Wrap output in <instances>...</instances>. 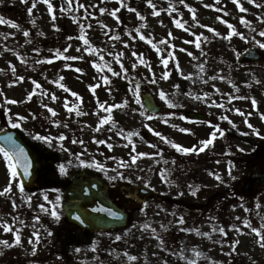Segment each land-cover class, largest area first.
<instances>
[{"label":"rangeland","instance_id":"obj_1","mask_svg":"<svg viewBox=\"0 0 264 264\" xmlns=\"http://www.w3.org/2000/svg\"><path fill=\"white\" fill-rule=\"evenodd\" d=\"M49 2L53 5L51 12L43 0H39L31 14L27 9L31 7L32 0H28V3L23 0L0 2L3 7L0 17L19 25L14 28L5 23L0 31L4 35L1 39L5 41L1 43L5 47L0 52V105H3L0 107V129L10 125L9 116L14 120H18V115L25 116L27 119L20 122L18 129L28 135L31 142L50 148L57 157L52 166L42 171L44 185L38 184L33 191L24 188L20 192L17 180L10 177L0 154V191L9 183L13 186L11 192L0 195V241L11 243L15 239L16 229L20 230L21 236L20 245L11 248L0 245V253H3L0 264H172V260L174 264H190L192 260H196L197 264H264V249L257 244V237L251 233V229L243 224L244 219L257 228L264 224V183L256 193L240 191L249 173V162L259 160L255 149L264 140V119H261V114H264V86L250 84L257 82L253 77L255 72L236 61L238 53L246 47H259L257 41L264 42V37L259 35L260 31H264V22L261 21V17H264V0H255V3L239 0V5L247 9L243 12L234 0H219V3L217 0H184L183 4L179 0H152L155 9L146 0H123L124 6H119L120 0H73L71 10L65 0ZM8 3L14 5L13 10L4 11ZM80 4H84L85 8H80ZM256 4L262 6L257 7ZM100 8L107 11L101 13ZM129 8H135L145 19L141 21ZM116 9H119L116 13L119 19L110 14ZM190 9L194 10L199 24L193 21ZM154 10L159 13L158 16L152 15ZM53 15L55 20L52 19ZM242 18L250 21V25L242 23ZM175 20H180L184 28H178ZM228 24L245 38L233 34L231 39H224L231 31ZM80 25H83L84 33H81ZM209 27L221 35L215 36L208 30ZM25 30L29 32V37H34L33 43L41 46L38 54L31 52L33 48L24 46L27 40L23 36ZM82 34H86L90 41L87 51L83 41L78 39ZM201 34V47L197 48L196 36ZM140 35L146 38L141 40ZM115 36L120 39H112ZM203 37H207V40ZM149 39L152 44L148 43ZM162 40L167 43L162 44ZM46 41H49L47 45ZM156 48L160 51L157 52ZM261 49L264 51V48ZM57 50L61 53L59 57ZM120 53L123 55L117 62L115 57ZM18 55L27 60L21 61ZM65 56H82L83 59L65 60ZM162 57L168 59L167 66L162 63ZM37 60L43 62L36 63ZM121 63L127 68V73L112 76L108 66L113 71H121ZM133 64L136 66L133 67ZM12 66L16 68L15 75ZM76 68L82 71L77 72ZM165 71L169 76L161 79ZM153 74L156 84L149 82ZM17 76L25 79L13 83ZM60 76L64 77L61 83L70 91L65 92L53 83ZM105 76L111 83H104L102 78ZM212 76L217 79H210ZM32 80L41 85L40 89H35ZM136 84L140 85V99L145 91L154 96L160 106L159 113L149 114L142 105L135 103L132 89ZM92 85H99L95 94L91 91ZM31 91H35V95L29 101L27 95ZM73 91L78 93L82 102L71 95ZM160 91L178 106L169 107L160 98ZM42 92L47 95H41ZM204 93L208 96L205 97ZM52 94H55L56 100L50 98ZM195 96L201 99L197 100ZM257 97L259 101H256ZM9 99H15L18 103L8 104ZM125 99L128 106L113 108L111 113L116 126L109 122L101 127L99 120L109 113L97 101L107 107L122 105ZM253 99L257 102L255 106ZM43 104L54 109L57 115L52 117L47 108L42 107ZM219 104H223V107L216 106ZM236 109L244 115H240ZM77 110L86 114L77 115ZM186 110L204 113L207 115L206 121L182 119V112ZM141 112L144 114L141 115ZM149 116L153 118L149 120ZM221 116H227L228 120L220 119ZM245 119L260 132L259 136L248 127ZM53 121H58L59 126ZM208 121L211 124L206 123ZM212 124L219 125L225 135L221 137L217 134L213 145L199 155L176 152L154 134L159 131L163 137L190 147L209 138L213 131ZM97 127H101V131L96 132ZM181 128L191 131L182 132ZM120 130H123V135H116ZM129 132L139 135L129 140L126 139ZM30 133L51 136L52 146L34 140ZM61 134L66 137L64 141L58 139ZM97 140L107 143L98 144ZM109 143L113 145L111 149L107 146ZM153 144L157 148H152ZM133 147L135 151H132ZM158 150L160 155L139 156L136 163L131 164L132 155L156 153ZM77 157L84 160L85 165H81ZM173 160L176 163H172ZM93 161L103 165L104 171L97 169ZM61 165L66 169L64 173L60 171ZM74 169H89L102 176L110 185V196L128 210L129 220L125 226L85 233L66 223L61 209V183L68 171ZM229 169L235 180L229 176ZM165 170L167 172L162 178L161 173ZM118 172L123 173L126 179L109 180ZM210 173L218 174L222 182ZM165 179L169 182H165ZM139 185L150 187L166 198L159 201L154 197H145L139 201L135 195H123L124 191L133 192L134 187ZM189 185L199 187L196 196L190 194ZM180 192L184 195H179ZM41 205L48 211L42 210ZM53 206L60 213L59 222L50 215ZM180 216L184 217V224L177 223ZM35 217H39V220ZM19 221H23V225ZM5 223L13 230L5 232ZM233 225L240 230L234 229ZM214 227H224L227 235L213 231ZM185 228L194 231H183ZM45 229L50 230L52 236H48ZM195 229L201 234H197ZM34 231L41 236L40 243L36 245L29 243L30 238L35 239L32 235ZM116 235L122 239L117 241ZM157 236L163 239V246ZM237 240L240 241L238 245L235 243ZM33 247L36 248L35 255L32 254ZM77 248L79 252L75 251ZM125 252L136 256L137 260H128ZM197 252L201 255L197 256Z\"/></svg>","mask_w":264,"mask_h":264},{"label":"snow or ice","instance_id":"obj_2","mask_svg":"<svg viewBox=\"0 0 264 264\" xmlns=\"http://www.w3.org/2000/svg\"><path fill=\"white\" fill-rule=\"evenodd\" d=\"M0 2H2V0H0ZM23 2L24 3H28V0H23ZM38 2H39V0H32L31 7H29L27 9V12L29 14H31L33 12V9L36 8ZM146 2H147V4L149 6H151L153 9H155V5L153 4L152 0H146ZM179 2L181 4H183L184 3V0H179ZM249 2L250 3H255V0H249ZM43 3H45L47 5V10L49 12H51L53 10V5H52V3L49 2V0H43ZM72 3H73V0H67V4H68V9L69 10H71ZM120 3H121V6H124L123 5V0H120ZM217 3H219V0H217ZM234 3H237V5L240 7V10L242 12L243 11H247V9H245L242 6L239 5V0H234ZM256 6L257 7H261L262 5L256 4ZM79 7L80 8H85V5L84 4H80ZM169 7L171 9V5ZM205 7H212V5H205ZM61 10L62 11L64 10L63 9V6H61ZM85 11H87V9H85ZM105 11H107V9L100 8V12L101 13H103ZM117 11H119V9H116V10L112 11L110 14L113 17H116ZM129 11L135 12L136 15L139 17V19L141 21H143L145 19V17L142 16V15H140V13L137 12V10L135 8H129ZM190 11H192V19H193V21L196 24H199V21L196 18V14H195L194 10H191L190 9ZM152 15L158 16L159 13L154 10L152 12ZM116 18L119 19V17H116ZM52 19L55 20L56 17L53 15ZM261 21L264 22V17H261ZM241 22L242 23H245V24H249V25L251 23L250 21H246L243 18H242ZM5 23L11 24V26L14 27V28H18L19 27V25L15 24L14 22L5 20L3 17H0V24H5ZM32 23H35V21H32ZM224 23L227 24V21H224ZM175 24H176V26L178 28H184V24H182L180 20H175ZM144 26L145 25H141V27H144ZM53 27L55 28L56 26L53 25ZM88 27L90 28L91 25H88ZM104 27L107 28V25H104ZM201 27H208V26L201 25ZM228 28L231 29V31L228 33L227 36L224 37V39H231V37H232L233 34L241 36L242 39L245 38L242 33L235 32V29H234V27L231 24H228ZM56 30L59 31V28H56ZM80 30H81V33H84V27H83V25H80ZM184 30L185 31H188L187 28H185ZM208 30L210 32H213L215 36H220L221 35L214 28H210L209 27ZM137 31H139V29H137ZM23 35L25 37H28L29 36V32L25 30L23 32ZM41 35H42V33H41ZM129 35H131V33H129ZM169 35L171 36V33H169ZM259 35L261 37H264V31H260ZM139 38L141 40H144L146 37L144 35H140ZM201 38H202V34L199 35V36H196L195 46L197 48H200L201 47V45L199 43V41L201 40ZM68 39L71 40L72 37H68ZM78 39L81 40V41H83V44L85 46V51L89 50L88 49V46L90 44V41H89L88 38H86V34L80 35L78 37ZM112 39L119 40L120 37L119 36H115V37H112ZM203 39L207 40V37H203ZM26 42H29L30 43V41H26ZM189 42H191V41H189ZM148 43L152 44V40L149 39L148 40ZM161 43L162 44H166L167 41L166 40H162ZM257 43L259 44V47L260 48H264V42L257 41ZM68 47L70 48L71 45L69 44ZM153 47H156V45L153 44ZM181 50L184 51L183 49H181ZM34 51H37L38 52L39 49L38 48L37 49H34ZM65 51H66V49H65ZM77 51H79V49H77ZM156 51L159 52L160 49L159 48H156ZM60 55H61V53L59 52V50H57V56L59 57ZM122 55H123V53H120L119 55H117L115 57L116 60H117V62H119L120 56H122ZM133 55L135 56L136 53H133ZM188 55H192V54L191 53H188ZM64 59L65 60H76V59H83V57L82 56L81 57H77V56H65ZM42 62L43 61H40V60H37L36 61V63H42ZM48 62L51 63V60H49ZM168 62H169L168 59H164L162 57V63L165 66L168 65ZM141 63H144V61L141 60ZM94 66L97 67V68L100 67L99 65H94ZM135 66L136 65L133 64V67H135ZM120 68H121V71H113V69L110 66H108V71L112 73V76H117V77L118 76H121L122 73L123 74H126L127 73L128 70H127V68L124 67V65L122 63L120 64ZM11 70H12L13 75H15L16 74V68H15V66H12V69ZM149 70H150V66H149ZM200 70H201V72L204 71L202 65L200 66ZM75 71L81 72L82 69L76 68ZM168 76H169V73L167 71H165V72L162 73V75H161L160 78L161 79H167ZM125 78H127L126 75H125ZM185 78H190V77H185ZM24 79L25 78L23 76H17L16 77V80L13 83L21 82ZM63 79H64V77L63 76H60L57 80L53 81V83H56L60 88L64 89L65 92H68V91H70V89H68L63 83H61V81ZM102 79L104 80V83L105 84L111 83V81L106 76L103 77ZM201 79H203V78H201ZM210 79L216 80L217 77L216 76H212V77H210ZM220 79H223V77H220ZM149 82L151 84H156L157 83V80L155 79V74H153V78ZM257 82L259 83V81H257ZM204 83H207V81H204ZM32 84L35 86V89H40V87H41V85L37 81H35V80H32ZM96 87H99V85H92V86H90L91 91H92L93 94H95ZM176 87H178V85ZM139 89H140V85L139 84H136L135 87L132 89V91H133V97H134L135 103L137 105H141V99H140ZM109 91H111V89H109ZM217 91H219V89H217ZM34 95H35V91L29 92L28 95H27V100L30 101ZM41 95H47V93L42 92ZM71 95L74 96V97H77V99L78 100H81V102H82V98L79 97L78 93H76V92L73 91V92H71ZM159 95H160V98L162 100H165L166 101V103L168 104L169 107H177L178 106L175 103H173L172 101L168 100L167 97H166V95H165V93L163 91H160ZM188 95H192V94L191 93H188ZM204 96L207 97L208 94L207 93H204ZM50 98L52 100H56L57 99V97L55 96V94H52ZM194 98L197 99V100H200L201 99L200 96H195ZM7 103L8 104H16V103H18V101L15 100V99H9V100H7ZM97 103L99 104V106L106 113H109V115H106V116L102 117L99 120V125L101 127L103 125H105V124H108L109 122H112V126L115 127L116 124H115V121L113 120V117L111 115V113L113 111V108L127 107L128 106V101L126 99L124 100V102H123L122 105H109V106L105 107V105L103 103H100L99 101H97ZM256 103L257 102L255 101V99H253L252 100V104L255 106ZM179 106H182V105H179ZM216 106L222 108L223 107V104H219V105H216ZM0 107H3V105H0ZM42 107L47 108L48 112L51 113V116L52 117H55L57 115L56 111L54 109H52V108H49L47 104H43ZM65 107H68L67 104H65ZM72 110L73 109H69V111H72ZM133 111H135V109H133ZM236 111L240 115H244V113L243 112H240L239 109H236ZM76 114L77 115H85L86 113H83V112L77 110ZM143 114L144 113L141 112V115H143ZM170 115H174V114H170ZM248 115H251V113H249ZM32 118L35 119L36 118L35 115H33ZM148 118H149V120H151L153 117L152 116H149ZM181 118L183 119L184 117H181ZM26 119H27V117L18 115V120H14L12 116H9L8 117V123L13 128H20L21 127V123L20 122H22V121H24ZM220 119H222V120H228V117L227 116H221ZM261 119H264V114H261ZM53 122L56 123L57 126H59V122L58 121H53ZM165 122H167V121H165ZM206 123L211 124L210 121H208ZM229 123H231V121H229ZM245 123L248 124V127L250 129H253V133L255 135H257V136L260 135V132L258 130H256V129H254L253 128V125L250 124V123H248L247 119H245ZM211 126L213 128V131L209 134V138L204 139V140H201V141L198 142V144L192 145L190 147L182 146L179 143H176V142H174L172 140H169L166 137H163L159 131H155L154 134L157 137H160L161 140L164 143H167L172 148H174L176 150V152H179V153L185 154V155H187V154H196V155H199L200 153L204 152L207 147L213 145L214 141L217 138V134H219V136H221V137H223L225 135L224 130L222 128H220L219 125L212 124ZM233 126H235V125H233ZM64 127H67V125H64ZM101 127H97L95 129V131L96 132L101 131ZM173 127H175V125H173ZM149 130L150 131H153L150 127H149ZM0 131H2V129H0ZM109 131H111V128L109 129ZM180 131H182V132H190L191 129L181 128ZM247 134L248 133H245V135H247ZM30 135H32V138L34 140H36V141H42V142L48 144L49 147L52 146L51 145V141L53 140V138L51 136L40 135L39 133H36V134H31L30 133ZM116 135H123V130L117 131L116 132ZM134 135H139V133H131V132H129L127 134V136H126V139L131 140V137L134 136ZM0 139H3L6 142V145L5 146H0V154H2V157H3L4 161L6 162V167H7L8 171H9V173H10V177L12 179H14V180H17V186H18L20 192H23L24 191V181L22 179H17V178L21 176V171L20 170H22V175L23 176H29V175H31L30 169L33 166L32 158L29 157L28 153L25 151V149L22 146H20L19 144H17V142L12 138V136H10V135L9 136H3V137H0ZM58 139L60 141H64L66 139V137L63 134H61V135H59ZM77 142L78 143H81V144L83 143V141H74V143H77ZM96 143H98V144H106L107 142L105 140H97ZM107 146H108L109 149H111L113 147V145L110 144V143L107 144ZM151 147L152 148H157V145L153 144V145H151ZM132 151H135V148L134 147H133ZM240 151H244V149H240ZM160 154L161 153L158 150L156 153H138L137 155H132L131 156V164H135L139 156H150V155H160ZM77 159L79 160V157H77ZM79 162H80L81 165H85V161L84 160H79ZM164 163L167 164L168 161L165 160ZM172 163H176V161L173 160ZM93 165L97 169H99L101 171H104V166L103 165H101V164H99V163H97L95 161H93ZM93 165H86V166L91 167ZM128 166H130V165H128ZM60 171H61V173H64L66 171V169H65V167L63 165L60 166ZM166 172H167V170H165L163 173H161L162 178L165 177ZM210 174L213 175L216 180L222 182L221 177L218 174H216V173H210ZM228 174H229V176H231V178L233 180L236 179L235 176H232L231 169H229ZM118 178L121 179V180L126 179V177L124 176L123 173H119L118 172L116 176H110L109 177V180H116ZM165 182H169V181H167L165 179ZM12 187H13L12 184L9 183V185L6 188H4L3 191H0V195H5V194L11 192L12 191ZM188 187L190 189V194L192 196H196L197 195V192L199 191V187L198 186H195L194 187L192 185H189ZM179 195L183 196L184 193L183 192H180ZM30 199H31V197H29V200ZM45 199H47V197H45ZM57 199H59V198H57ZM13 206L14 207L16 206L15 205V202H13ZM40 207H41L42 210L48 211L47 209H44L43 205H41ZM94 211L105 212L109 216L114 217V218H120V215H121L119 212L113 211L111 208H103V207H101L99 209H94ZM50 215H51L52 218H54V220L56 222H59L61 220L60 213L56 210L55 206H53L52 210L50 211ZM173 215H175V213H173ZM16 219H18V218H16ZM35 219L36 220H39V217H35ZM74 219H75V221H78L79 224H81V225H83L85 223V220L81 218V215L80 214L76 215L74 217ZM237 219H239V217H237ZM19 222L22 225L24 223L23 221H19ZM14 223H15V219H14ZM177 223L184 224L185 223L184 217L183 216H180L179 217V220L177 221ZM243 224L246 225L247 227H249L251 229V233L255 234L256 237H257V241H256L257 244L259 245V247L261 249H264V224H261V226L259 228L253 227L251 225V222L248 219H244L243 220ZM33 227H35V225H33ZM143 227L147 228V227H149V225H143ZM161 227H163V225ZM232 227L234 229H236L237 231L240 230L239 228H237L236 225H233ZM3 230L5 232H9V231H12L13 229L7 223H5L3 225ZM45 231H47L48 236H52V232L50 230L45 229ZM183 231H189L190 232V231H194V229L185 228V229H183ZM195 231L197 232V234H201L198 229H195ZM213 231H218L222 235H227V232L225 231V228L224 227H219V228H215L214 227L213 228ZM19 232H20L19 229H16L15 230V232H14L15 239L11 243H9V241H7V240H3V241H0V245H3L5 247H9V248L14 247L16 245H20L21 244V236H20ZM153 234H155V230H153ZM32 235H33V237H35V239L33 240V239L30 238L29 243L30 244H33V245L39 244L40 241H41V236L39 235V233L34 231ZM202 235L209 236L208 233H202ZM156 238L158 240H160V244H161V246H163L164 245L163 239L160 236H157ZM115 239L117 241H119V240L122 239V237L120 235H116L115 236ZM235 243H236V245H238L240 243V241L237 240ZM234 250H235V248H233V251ZM75 251L79 252L80 249L77 248V249H75ZM32 254L33 255L36 254V248L35 247H33ZM229 254H231V253H229ZM0 255H3V253H0ZM124 255L127 256L128 260H130V261L137 260V257L136 256L128 255L127 252H125ZM196 255L199 256V255H201V253L197 252ZM190 264H197V262H196V260H192L190 262Z\"/></svg>","mask_w":264,"mask_h":264},{"label":"water","instance_id":"obj_3","mask_svg":"<svg viewBox=\"0 0 264 264\" xmlns=\"http://www.w3.org/2000/svg\"><path fill=\"white\" fill-rule=\"evenodd\" d=\"M244 56V55H243ZM246 58L258 57L256 49H249L245 53ZM144 107L150 112H156L157 107L153 103V99L149 94L142 96ZM189 116L195 119L202 118L199 114L187 113ZM12 136V138L22 146L32 158L33 166L30 169L31 175L23 176L22 170L20 178L24 181L27 187H31L37 179V174L40 170V165L43 160L39 157L32 148L21 138L20 134L14 130L0 133V137ZM0 145L5 146L6 142L0 139ZM252 175H256L252 173ZM257 184L263 180L262 175H257ZM139 198H143L145 195L152 193L153 195L162 198L161 195L151 192L147 188H137ZM64 202L62 209L65 213L66 221L74 226L81 228L86 232H94L98 230H106L109 228H120L127 222V215L122 210L115 206L114 203L108 198L107 186L102 182L101 178L93 172L89 171H73L68 175V182L63 189ZM111 208L113 211L119 212L120 218H114L109 216L105 212L94 211L99 208ZM80 214L81 218L85 220L83 225L75 221L74 217Z\"/></svg>","mask_w":264,"mask_h":264},{"label":"flooded vegetation","instance_id":"obj_4","mask_svg":"<svg viewBox=\"0 0 264 264\" xmlns=\"http://www.w3.org/2000/svg\"><path fill=\"white\" fill-rule=\"evenodd\" d=\"M246 64H249V63H246ZM254 66H258L259 67V66H262V65L258 64V65H254ZM262 68L264 69V66H262Z\"/></svg>","mask_w":264,"mask_h":264}]
</instances>
